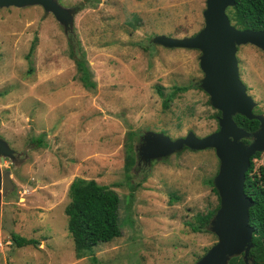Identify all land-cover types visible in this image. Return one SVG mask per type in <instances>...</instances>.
<instances>
[{
    "label": "rangeland",
    "instance_id": "374dc122",
    "mask_svg": "<svg viewBox=\"0 0 264 264\" xmlns=\"http://www.w3.org/2000/svg\"><path fill=\"white\" fill-rule=\"evenodd\" d=\"M54 1L74 12L71 30L96 87L78 81L65 24L51 11L40 4L0 8V138L14 151L0 160L12 183L0 189V264H197L219 242L210 222L221 208L215 183L221 161L213 147L184 146L149 163L140 147L149 131L176 139L219 128L221 112L202 86L201 51L154 41L196 34L206 0H90L80 9L83 0ZM236 58L256 103L252 112L264 115V49L239 44ZM175 86L190 88L164 108ZM131 130L139 138L129 182ZM38 137L41 146L31 142ZM245 139L253 140L239 141ZM258 153L254 170L264 167V150ZM75 177L118 194L121 226L119 237L80 258L64 213ZM213 209L208 231L193 232L195 215ZM12 233L38 244L18 247ZM246 248L228 257L251 264L252 247Z\"/></svg>",
    "mask_w": 264,
    "mask_h": 264
},
{
    "label": "water",
    "instance_id": "95a60500",
    "mask_svg": "<svg viewBox=\"0 0 264 264\" xmlns=\"http://www.w3.org/2000/svg\"><path fill=\"white\" fill-rule=\"evenodd\" d=\"M30 4H40L46 11H51L65 24L66 32L72 28L74 12L60 7L54 0H0V8ZM234 4V0H206L204 26L196 34L181 38L158 35L154 38L164 47L197 48L201 51L199 65L204 72L202 86L210 95L212 105L221 112L218 130L209 135L197 137L190 131L184 137L170 139L162 133L149 131L143 133L145 144L140 147L141 157L149 163L184 146L193 150L213 147L221 161V170L215 178L221 194V208L210 222L219 242L197 264H227L228 256L233 252L242 250L244 246L252 247L253 229L248 221L249 208L254 202L244 193L243 186L251 157L264 150V115L252 112L256 103L239 78L236 51L237 45L246 43L264 49V28L252 30L235 27L226 13V9ZM235 114L257 119V130L249 132L239 127L233 119ZM246 136H252L253 140L248 144L239 141ZM13 153L0 138V160ZM11 186L8 172L3 173L0 169V189L5 191Z\"/></svg>",
    "mask_w": 264,
    "mask_h": 264
},
{
    "label": "trees",
    "instance_id": "16d2710c",
    "mask_svg": "<svg viewBox=\"0 0 264 264\" xmlns=\"http://www.w3.org/2000/svg\"><path fill=\"white\" fill-rule=\"evenodd\" d=\"M77 5L80 9L85 2ZM235 4L226 10L230 22L240 29L259 30L264 28V0H234ZM67 43L69 56L74 60L77 69V79L83 87L94 90L96 83L91 78V72L87 67L84 54L76 35L71 29H67ZM35 40L32 42L28 55L35 48ZM190 86H175L171 94L162 102L164 108L177 92H184ZM256 112V110H255ZM236 124L249 132L257 130L259 121L248 119L243 115L233 116ZM139 138V132L128 131L126 136V161L125 168L128 171V180L132 179L131 168L135 162V142ZM36 146H41V137L31 141ZM249 143V139L244 140ZM256 152L250 159V165L245 172L244 193L251 197L253 205L249 208V225L253 232L251 236L252 248L249 251L251 264H264V167L254 170L253 158L259 156ZM130 180L129 182H131ZM136 184L132 185L134 189ZM69 201L64 207L67 216V229L71 235L75 256L80 258L85 252H90L92 247L99 243L112 241L121 235L119 222V196L106 185L97 183L94 179L75 177L68 186ZM215 210H207L195 215V222L189 223L193 232L208 231L209 222ZM13 243L18 246L37 245L34 238H26L11 234ZM227 264H246L242 256H232Z\"/></svg>",
    "mask_w": 264,
    "mask_h": 264
}]
</instances>
